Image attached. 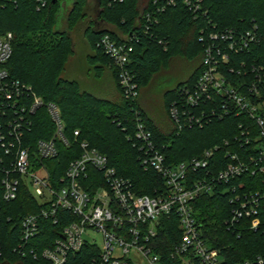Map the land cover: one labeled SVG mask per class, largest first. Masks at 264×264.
<instances>
[{
	"label": "built area",
	"instance_id": "obj_1",
	"mask_svg": "<svg viewBox=\"0 0 264 264\" xmlns=\"http://www.w3.org/2000/svg\"><path fill=\"white\" fill-rule=\"evenodd\" d=\"M38 9L47 0H35ZM125 0H109L111 7ZM181 3L194 19L207 17L204 0H153L143 15L141 31L146 36L159 25V16ZM18 0H0V6L17 5ZM246 33L232 29L201 31L203 59L197 80L179 89L169 106V115L178 131L203 129L215 119L235 116L236 133L190 160L169 164L165 145L158 146L140 112L129 140L140 153L141 165L164 180V189L153 197L139 195L131 180L119 175L106 155L87 141L79 142L80 158L73 160L65 176L55 179L47 161L57 158L58 145L71 146L65 136L60 107L46 102L30 85L11 78L6 68L13 55L12 33H0V185L2 197L12 202L26 186L43 206L25 216L20 224V241L15 251L51 264H163L159 252L160 219L176 215L180 238L170 255L182 264H264V252L254 258L229 263L215 248L194 214V203L202 195L226 187L231 214L227 231L238 238L246 232L264 236V69L235 66V56L246 53L258 42L256 30ZM117 41L103 35L98 47L113 63L124 98L135 102L140 87L130 69L137 35L120 34ZM168 49L167 42L150 36ZM244 71V72H243ZM45 109L55 126L50 140L34 143L28 138L34 116ZM80 136L74 132L75 143ZM218 155H220L218 157ZM96 170L95 175L90 170ZM42 174V175H40ZM91 175V178L89 177ZM89 181V182H88ZM84 186L93 187V192ZM225 191V192H226ZM70 214L71 219L62 215ZM0 206V225L2 223ZM46 220L68 221L51 247L39 241Z\"/></svg>",
	"mask_w": 264,
	"mask_h": 264
},
{
	"label": "trees",
	"instance_id": "obj_2",
	"mask_svg": "<svg viewBox=\"0 0 264 264\" xmlns=\"http://www.w3.org/2000/svg\"><path fill=\"white\" fill-rule=\"evenodd\" d=\"M90 0H75L68 13L67 29L56 30L62 0H47L44 8L38 9L35 0H18L17 5L3 8L0 6V33H12L13 55L6 68L11 78L30 85L37 95L46 102L57 104L66 126L65 136L71 146L58 145L59 155L47 161L52 177L65 176L69 164L81 157L79 142L87 141L92 147L106 155L109 163L119 175L133 182L136 192L141 196L153 197L163 191V178L154 171H146L141 165L140 153L129 140L136 125V112L152 131L158 146L165 145V155L169 164H178L200 156L204 151L225 139H232L236 133L238 119L235 116L223 120L215 119L203 129H185L178 131L176 126L164 132L149 117L141 106L140 98L135 102L124 98L117 71L112 61L98 47L100 38L110 34L117 41L120 34L137 35L133 46L135 52L131 58L130 69L136 76L140 91L150 84L163 66H166L174 55H184L187 61L199 62L189 80L177 89L164 96V106L169 114V106L184 85H192L198 78L203 59V46L199 42L201 31L217 26V29H232L246 33L254 30L258 42L246 53L235 56V66L245 62L246 68L256 66L264 69V0H204L207 17L194 19V15L181 3L177 7L166 10L159 16L160 23L149 36L142 33L140 25L143 15L151 9L153 0H125L123 4L108 5L109 0H95L90 7ZM93 6V5H92ZM92 8L97 12V21L90 24L84 32L94 54L88 58L91 67L97 69V77L106 71L112 73L118 98L114 100L99 98L82 89L79 82L63 77L66 66L73 55L74 32L82 22L89 18ZM89 12V13H88ZM106 28L97 29L98 25ZM107 26H112L110 30ZM154 36L159 41L167 42L168 49L152 41ZM244 72V71H243ZM34 126L28 134L34 143L38 140H50L54 136L55 126L45 109L39 110L33 118ZM80 136L75 143L74 132ZM220 155H218L219 157ZM95 175L96 170H90ZM91 178V175L89 176ZM89 182V181H88ZM93 192V187L84 186ZM226 187H220L214 194L202 195L194 203L196 219L206 231L211 244L220 249L229 263L241 262L254 258L264 252V236L259 233L246 232L239 238L227 231L225 221L231 214L230 193ZM0 206L2 207V223L0 225V264H51L31 256H22L15 251L20 241V224L22 219L35 214L43 207L34 198L29 188L20 187L19 196L12 202L2 197L0 185ZM62 215L71 219L67 212ZM159 252L163 256V264H182L172 258L170 252L180 238L179 222L176 215L162 216L160 219ZM68 222V221H67ZM66 221L53 224L44 222V231L40 236L41 248L51 247L59 237Z\"/></svg>",
	"mask_w": 264,
	"mask_h": 264
},
{
	"label": "rangeland",
	"instance_id": "obj_3",
	"mask_svg": "<svg viewBox=\"0 0 264 264\" xmlns=\"http://www.w3.org/2000/svg\"><path fill=\"white\" fill-rule=\"evenodd\" d=\"M75 0H62L59 20L56 30L64 31L67 29V16ZM90 7H94L95 0H90ZM93 5V6H92ZM89 13V12H88ZM97 18V12L92 8L87 21L82 22L79 27L72 32L73 55L70 58L63 77L68 80L79 82L83 90H87L99 98L114 100L118 94L115 89V80L109 69L102 77H97V69L90 66L88 58L94 54L87 39L84 37V30L88 26V21ZM97 29L106 28L99 24ZM108 29L114 30L112 26ZM200 65V61H187L184 55H174L166 66L153 76L150 84L140 91V102L143 109L154 121L155 124L163 126L165 132L174 128L170 115L164 106V96L166 93L177 89L180 85L186 83L194 70ZM42 175V174H40Z\"/></svg>",
	"mask_w": 264,
	"mask_h": 264
},
{
	"label": "flooded vegetation",
	"instance_id": "obj_4",
	"mask_svg": "<svg viewBox=\"0 0 264 264\" xmlns=\"http://www.w3.org/2000/svg\"><path fill=\"white\" fill-rule=\"evenodd\" d=\"M86 19H88V18H86ZM96 21H97V19H95V20H93V19L89 20V21H88V27H87V28L90 27V24H91V23H94V22H96ZM87 28L84 30V32H86V31L88 30Z\"/></svg>",
	"mask_w": 264,
	"mask_h": 264
},
{
	"label": "crops",
	"instance_id": "obj_5",
	"mask_svg": "<svg viewBox=\"0 0 264 264\" xmlns=\"http://www.w3.org/2000/svg\"><path fill=\"white\" fill-rule=\"evenodd\" d=\"M85 37V36H84ZM86 39V38H85ZM113 80H114V78H113ZM116 86V85H115Z\"/></svg>",
	"mask_w": 264,
	"mask_h": 264
},
{
	"label": "water",
	"instance_id": "obj_6",
	"mask_svg": "<svg viewBox=\"0 0 264 264\" xmlns=\"http://www.w3.org/2000/svg\"><path fill=\"white\" fill-rule=\"evenodd\" d=\"M56 0H54V2H55Z\"/></svg>",
	"mask_w": 264,
	"mask_h": 264
}]
</instances>
